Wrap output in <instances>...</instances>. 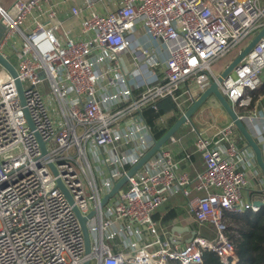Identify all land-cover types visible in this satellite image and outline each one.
I'll return each instance as SVG.
<instances>
[{
	"label": "built area",
	"instance_id": "built-area-1",
	"mask_svg": "<svg viewBox=\"0 0 264 264\" xmlns=\"http://www.w3.org/2000/svg\"><path fill=\"white\" fill-rule=\"evenodd\" d=\"M95 1L70 7L79 19L77 38L57 19L67 0L0 5V54L16 69L46 150L0 65V264H201L204 250L236 264L223 217L257 210L242 193L256 186L258 174L233 122L197 131L203 169L195 177L177 174L178 162L162 147L101 201L154 143L144 109L156 110L165 97L179 106L184 94L197 96L217 81L211 64L264 27V0H118L104 13ZM154 50L159 55L150 56ZM128 51L130 70L122 60ZM263 69L264 34L217 82L234 110L251 104ZM56 179L82 215L94 211L86 222L88 254ZM192 187L200 194L189 197L188 210L199 227L214 228V238L196 235L181 246L161 240L152 214Z\"/></svg>",
	"mask_w": 264,
	"mask_h": 264
},
{
	"label": "crops",
	"instance_id": "crops-1",
	"mask_svg": "<svg viewBox=\"0 0 264 264\" xmlns=\"http://www.w3.org/2000/svg\"><path fill=\"white\" fill-rule=\"evenodd\" d=\"M117 1L118 0H96L94 8L97 11L104 13L113 10ZM83 4L84 0H67L65 4H60L61 7L58 9L59 12H57V19L63 23V28L68 30L70 36L74 38L80 37L79 19L70 13V7L83 6ZM141 34L142 33L140 32V35ZM154 52L155 53L150 56L156 54L159 55L158 51L154 50ZM132 56L133 54L131 51H128L122 55V60L129 70L132 68ZM165 57L166 53H162L160 56V61H162ZM161 67L163 68V63L160 65V68ZM156 70L158 71V68H156ZM200 94L197 96L184 94L183 97H181L180 105L176 106V109L178 110L177 113H179L178 117L184 113L192 101ZM262 97L263 96H260L254 101L253 107L249 109V111H246L247 109H245L239 111V113H236L240 114L245 112L251 115L250 119H245L244 123L246 124L249 132L259 144L264 157V99ZM204 118L208 119V121H205ZM228 122H231V120L217 100L214 97H209L207 101L191 115L190 120L183 124L182 129L177 131L170 138V140H168L162 146L164 149L170 150L173 159L178 162L176 173H186L189 177L193 178L195 175L201 172L203 169L202 158L200 153L195 150L194 145L197 138V131L205 129L212 124L222 125ZM158 124L160 127H166L167 129L172 125L171 124L169 126V124L166 123V120L163 119L160 120ZM239 136L241 137L240 134ZM242 141L246 145L243 138ZM248 150V153L253 155L250 148H248ZM253 164L256 174H258L256 186L245 188L242 194L244 199H248L252 201V203L255 201L260 202V206L257 207V209H259L264 205V176L258 168L255 159ZM197 194H200V191L195 190L193 187L190 188L188 195H185L182 192L174 193L170 195L167 200L155 210V212L152 214V219L160 226V231L162 230V232H164V235H160L161 240H166L170 244L181 246L188 243V239L196 235L205 237L207 239L214 238L213 235L202 234V231L204 230L211 233V227H199L192 213H190L188 210L189 197ZM194 232L195 234L193 235ZM114 244L115 243H113L112 247L115 249V251L120 250L118 249L119 245ZM174 263L175 262H171V264Z\"/></svg>",
	"mask_w": 264,
	"mask_h": 264
},
{
	"label": "water",
	"instance_id": "water-1",
	"mask_svg": "<svg viewBox=\"0 0 264 264\" xmlns=\"http://www.w3.org/2000/svg\"><path fill=\"white\" fill-rule=\"evenodd\" d=\"M5 0H0V5L4 3ZM4 31V25L0 23V37ZM264 34V27L258 31L252 39L237 53V55L226 65V67L222 70V72L217 76V81H212L211 84L205 89L196 99L192 101L190 106L182 113L175 121L174 123L164 132V134L154 140L153 145L150 147V149L139 159V161L133 165L125 175H123L118 181L114 183L112 188L108 193L105 194L101 201V205H104L107 203V201L116 194L120 188L125 184L128 177L131 176L135 171H137L150 157H152L156 152H158L162 146L170 140V138L178 131V129L186 123L188 120H190L191 115L200 107L202 104H204L209 97H214L217 102L220 104L222 109L225 111L231 122L235 125L238 133L241 135L243 140L245 141L246 145L250 150L252 151L254 155L255 162L260 169L261 173L264 176V157L262 150L257 143V141L254 139L252 134L249 132L246 124L243 120H241L236 111L233 109L232 105L226 100V98L223 96V94L218 89V83L221 82L223 78L228 76L231 71L234 69V67L239 63V61L251 50V48L258 42V40L263 36ZM0 65L3 66L9 74L14 79L15 88L17 91L18 99L23 106V113L24 116L28 122V125L30 129L34 131V135L38 141V144L40 146L41 152L45 153V145L44 141L41 139L40 135L37 131L34 130V125L31 121V118L29 116V113L27 109L24 107V96H23V90L22 85L19 79L17 78V73L14 65L7 60L5 57H3L0 54ZM49 167L53 174H56V169L52 164H49ZM57 186L60 188L62 193L64 194L66 200L72 207V211L74 212L80 228L82 230V235L84 239V251L86 254L90 252V237L87 230L86 222L87 220L94 214V211H91L87 215H82L78 208L74 205L73 200L69 194V192L66 190V188L63 186V184L60 182L59 179H56ZM260 202L255 201L253 205L255 207L260 206ZM195 232L193 233V235ZM193 237L188 239V242L192 240ZM83 264H88V261H85Z\"/></svg>",
	"mask_w": 264,
	"mask_h": 264
},
{
	"label": "trees",
	"instance_id": "trees-1",
	"mask_svg": "<svg viewBox=\"0 0 264 264\" xmlns=\"http://www.w3.org/2000/svg\"><path fill=\"white\" fill-rule=\"evenodd\" d=\"M251 95V104L247 107L236 108V112L239 113L245 109L249 111L253 107L254 101L258 97L264 96V83L252 91ZM177 112L176 105L170 97L159 100L156 110L149 107L144 109L143 118L150 126L154 139L160 138L167 129L160 127L158 122L163 119L170 126L177 119L179 114ZM223 223L225 224V235L233 245L238 259L236 264H264V205L256 211L248 210L243 214H225ZM211 231L212 234L206 230L202 234L215 236L213 227H211ZM201 264L222 263L216 253L204 250Z\"/></svg>",
	"mask_w": 264,
	"mask_h": 264
},
{
	"label": "rangeland",
	"instance_id": "rangeland-1",
	"mask_svg": "<svg viewBox=\"0 0 264 264\" xmlns=\"http://www.w3.org/2000/svg\"><path fill=\"white\" fill-rule=\"evenodd\" d=\"M12 0H5L4 5L7 6ZM254 34L248 36L245 40L241 41L239 44H237L235 47H233L226 55L223 57L215 60L211 64V68L214 71L215 74H220L222 70L226 67V65L237 55V53L252 39ZM264 79V69H263V75ZM205 119V118H204ZM205 121H208V119H205ZM187 125V124H186ZM183 125L178 129L181 130ZM204 234V231L202 232ZM210 233V232H209ZM212 234V233H211Z\"/></svg>",
	"mask_w": 264,
	"mask_h": 264
}]
</instances>
